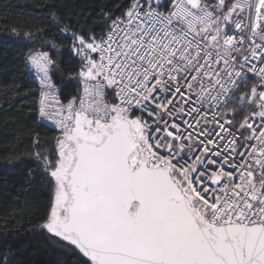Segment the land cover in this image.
<instances>
[{"label":"snow or ice","instance_id":"snow-or-ice-1","mask_svg":"<svg viewBox=\"0 0 264 264\" xmlns=\"http://www.w3.org/2000/svg\"><path fill=\"white\" fill-rule=\"evenodd\" d=\"M52 16L79 87L62 99L49 52L25 58L59 131L32 141L42 234L76 264H264V0H126L99 31Z\"/></svg>","mask_w":264,"mask_h":264},{"label":"trees","instance_id":"trees-1","mask_svg":"<svg viewBox=\"0 0 264 264\" xmlns=\"http://www.w3.org/2000/svg\"><path fill=\"white\" fill-rule=\"evenodd\" d=\"M124 3L0 0V257L8 264H76L75 257L52 244L39 228L51 193L47 174L34 158L32 141L39 133L41 144L51 149L59 134L38 122V92L25 58L33 49L48 51L56 61L53 77L62 99L76 95L79 57L70 37L59 32L52 13L73 30L99 31L104 13H118ZM13 28L19 30L18 35ZM25 32L32 36L25 38ZM238 96L239 92L229 110Z\"/></svg>","mask_w":264,"mask_h":264},{"label":"built area","instance_id":"built-area-1","mask_svg":"<svg viewBox=\"0 0 264 264\" xmlns=\"http://www.w3.org/2000/svg\"><path fill=\"white\" fill-rule=\"evenodd\" d=\"M49 55H50V53H49ZM50 56H51V55H50ZM26 66H27L28 72H29V74H30V76H31V78H32V80H33V82H34L36 88H37V92L39 93L40 85H39V80L36 78L35 71H34L33 69H31V66L28 65L27 63H26ZM53 67H54V66H53ZM249 75L251 76V74H249ZM54 82H55V81H54ZM55 83H56V82H55ZM56 85H57V84H56ZM57 88H58V90H59V92H60V94H61V88H60V86L57 85ZM61 98H62V97H61ZM38 100H39V95H38ZM231 101H232V100H230V101L227 102V107L225 108V113H226V114H227L228 112L231 111V110H229V105H230V102H231ZM37 118H38V122H39L40 124L46 126L47 128H49V129H51V130H53V131H56V132L59 134V131L55 128L54 125L51 124V122H49V121H44V120L40 119L39 116H38V114H37Z\"/></svg>","mask_w":264,"mask_h":264}]
</instances>
